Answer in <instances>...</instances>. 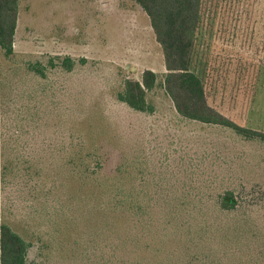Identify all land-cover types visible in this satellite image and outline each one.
<instances>
[{"label":"rangeland","instance_id":"rangeland-1","mask_svg":"<svg viewBox=\"0 0 264 264\" xmlns=\"http://www.w3.org/2000/svg\"><path fill=\"white\" fill-rule=\"evenodd\" d=\"M202 14L192 69L205 77L210 103L264 131V0H203ZM14 48L9 59L0 55V142L6 113L9 129L22 125L20 137L8 136L6 126L9 155L34 159L41 173L29 178L22 163L18 177L5 185L0 152V212L1 222L28 241L26 264H57L86 246L84 226L60 229L58 216L49 212L65 197V171L47 155L70 154L84 137L100 145L105 173L113 174L120 162L137 172L182 142L205 136L209 143L228 134L177 112L164 86L162 47L135 0H21ZM58 55L75 58L74 69L49 67ZM37 61L48 66L45 77L29 69ZM146 69L157 73L147 94L150 113L118 99L124 80H141ZM249 171L243 181L261 185L264 164ZM257 212L264 217V207Z\"/></svg>","mask_w":264,"mask_h":264},{"label":"trees","instance_id":"trees-1","mask_svg":"<svg viewBox=\"0 0 264 264\" xmlns=\"http://www.w3.org/2000/svg\"><path fill=\"white\" fill-rule=\"evenodd\" d=\"M20 1L0 0L4 59L15 54ZM135 1L149 16L162 47L164 86L177 112L228 134L209 143L205 136L182 142L137 172L120 162L113 174L105 173L100 145L84 137L70 154L47 155L54 166L61 161L65 171V197L57 199L49 212L58 216L60 229L87 230L84 250L57 264H264V217L255 213L264 207V181L261 185L243 181L253 164H264V131L244 126L214 107L205 77L192 69L203 0ZM57 59L51 57L48 66L70 72L77 64L70 55ZM48 66L37 61L29 69L45 77ZM156 82L157 73L146 69L141 80H124L118 99L135 111L153 112L147 94ZM0 105L3 110V97ZM4 116L0 152L2 182L7 185L18 177L22 163L29 178L38 176L41 167L34 159L9 155ZM16 126V132L8 128V136L22 135V125ZM147 162L151 161L143 163ZM49 190L47 198L53 192ZM1 221L0 212V264H26L28 241Z\"/></svg>","mask_w":264,"mask_h":264}]
</instances>
